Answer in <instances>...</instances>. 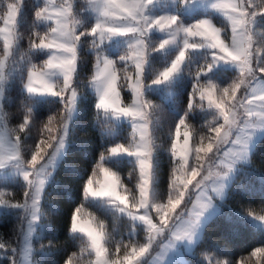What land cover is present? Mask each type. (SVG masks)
I'll return each mask as SVG.
<instances>
[{"label": "snow or ice", "instance_id": "6c2138e0", "mask_svg": "<svg viewBox=\"0 0 264 264\" xmlns=\"http://www.w3.org/2000/svg\"><path fill=\"white\" fill-rule=\"evenodd\" d=\"M86 3L81 12L74 0L37 3L30 25L34 39H29L28 66L20 74L26 111L18 129H8L3 114L8 83L5 68L9 60L15 63L21 5L20 0H0V181L22 178L25 185L23 202H13L0 190V216L18 217L22 238L14 246L11 237L5 240L0 235V250L11 264H39L34 242L40 244V255L51 253V242L47 248L41 243L49 227L43 223L46 212L41 201L46 186L55 182L53 173L75 144L71 137L80 105L89 98L78 90V66L83 48L90 45L95 64L84 87L95 97L101 135L115 141L124 122L132 131L127 144L116 142L100 153L90 176L74 167L72 171L83 180L84 202L113 206L114 213L128 217L130 231L128 242L115 240L102 220L82 216V203L71 210L69 218V234L80 244L79 256L73 253L65 264H77L85 254L90 258L88 264H202L196 257L208 227L220 214L221 203L233 193L236 175L252 167L257 145L264 142V31L258 30L264 25V0ZM170 5L173 11L160 12ZM197 9H203L204 15L185 23L183 15ZM209 12L228 21L230 39ZM154 33L162 35L157 39ZM155 53L164 58L162 69L151 68ZM197 53L202 55L198 58ZM33 56L46 58L38 65L32 62ZM228 73L234 78L223 86L219 79ZM185 76L191 80V91L187 109L176 114L174 136L169 132L170 146L165 151L171 170L162 197L154 138L158 106L146 96L162 91L174 96ZM124 89L132 94L130 104L124 103ZM42 105L61 107L43 124L41 138L26 159L24 142ZM197 108L211 115L199 131L189 122ZM17 132L24 133L23 138ZM125 163L131 165L128 178L135 174L133 188L126 186L119 172ZM52 210L57 211L55 205ZM234 215L264 232V214L239 211ZM137 228L144 234L143 242L134 240ZM161 237L166 243L157 245ZM154 245L161 250L150 261ZM201 255L204 264H234L231 259H214L207 250ZM251 256L264 257V247H257ZM238 264H249V260L241 259Z\"/></svg>", "mask_w": 264, "mask_h": 264}, {"label": "trees", "instance_id": "16d2710c", "mask_svg": "<svg viewBox=\"0 0 264 264\" xmlns=\"http://www.w3.org/2000/svg\"><path fill=\"white\" fill-rule=\"evenodd\" d=\"M4 3L7 0H3ZM84 0H77L76 10L81 12L80 8L84 6ZM37 3L34 0H23L20 12L18 33L21 38L18 42L15 53L16 65L18 66L14 78L7 85L5 90V99L3 102V114L9 129H18L23 121L25 114L24 100L25 94L21 91L20 74L26 73L29 57V39L31 36L34 12ZM1 23V21H0ZM43 29H41L42 31ZM260 31H264V25L259 26ZM83 41V37L81 38ZM90 40V38H89ZM90 45H85L81 52V63L78 67L79 72V92L88 95V100L80 105L81 113L76 121V126L72 132V140L75 141L73 150L66 156L63 163L59 164L57 170L53 173L55 182L46 186L44 198L41 201L42 209L46 212V223L49 227L43 232L41 243L48 247L51 242L52 250L48 255H40L38 249L39 243L34 242L36 254L35 260L39 264H65L67 259L76 253L79 256L80 244L74 241L69 234L70 213L75 207L85 204L82 216L90 218L95 215L102 220L115 240L123 239L128 242V233L130 230L129 220L110 212L106 206L97 207L87 204L82 196L83 180L78 179L73 173L74 167L81 175H91L95 163L99 160L100 153L106 147L114 145L116 142H126L128 140L130 128L123 124L118 129L119 135L115 141L101 135V129L97 126L96 109L94 107V95L84 87L91 77L95 56L90 52ZM3 53V46L0 41V56ZM156 57L154 62L157 66H162L165 61L163 58ZM32 62L40 65L45 59L44 56H33ZM234 78V74L228 73L220 77L219 82L223 86ZM191 91V80L185 76L183 80L174 89V96H167L165 92L158 94L149 93L146 99L151 100L157 109L154 114V120L157 121L154 127V138L157 148V158L159 161V193L162 197L166 196L168 189V178L171 170L168 153L165 151L170 146L169 132L174 136L175 124L178 122L177 113L182 114L187 109L188 93ZM125 100H129V94L124 89L122 91ZM60 105H42L39 108V114L35 121L30 124L31 132L28 140L24 142L25 158L30 159V151L35 143L41 138V129L43 124L53 113L58 112ZM211 115L196 109L194 118L189 122L199 131L201 124L210 120ZM22 138L24 133L17 132ZM43 133V137H47ZM51 152V149H48ZM131 171V165L122 164L119 168L120 175L127 187L133 188L135 174L130 180L128 174ZM264 174V142L258 143L255 155L253 156L252 167H245L234 179L233 193L230 197L221 203L220 214L208 227L204 240L198 249L196 259L204 264V257L201 255L205 250L213 258L231 259L234 264H238L241 259L249 260V264H264V257H252L251 253L257 247H264V232L253 228L249 223L234 215L239 211H248L264 214V182L261 181V175ZM0 189H4L7 198L13 202H22L24 200L25 185L21 180H8L0 182ZM55 205L57 211L52 210ZM231 216V220L228 217ZM115 217V218H114ZM20 219L16 216H0V235L7 240L12 238L13 245L19 246L21 237L19 236ZM134 240L143 242L144 236L139 228ZM227 250L225 253L224 250ZM89 257L85 254L80 257L77 264H88ZM93 259V257H91ZM0 264H11V261L3 255L0 250Z\"/></svg>", "mask_w": 264, "mask_h": 264}, {"label": "rangeland", "instance_id": "374dc122", "mask_svg": "<svg viewBox=\"0 0 264 264\" xmlns=\"http://www.w3.org/2000/svg\"><path fill=\"white\" fill-rule=\"evenodd\" d=\"M36 3H40V4H42L43 3V0H34ZM85 1V3H84V6L83 7H81L80 8V10L82 11L83 10V8L84 7H86L87 6V3H86V0H84ZM22 2H23V0H20V5H21V9H22ZM56 2L58 3L59 2V0H56ZM76 2H77V0H74V5L76 6ZM174 10V8L170 5L167 9H161L160 10V12L161 13H163L164 11H168V12H171V11H173ZM209 14L213 17V20H214V23H216L217 24V26L218 27H221L222 29H223V33H224V35H225V37L226 38H228V39H230V37H231V29H230V26H229V24H228V21L223 17V16H221L220 14H216V13H211V12H209ZM204 15V10L203 9H197L196 11H194V12H191V13H185L184 15H183V20L185 21V23H189V22H194L195 21V19H197V18H201L202 16ZM19 17H20V14L18 15V21H19ZM0 26H3V24H2V21H1V23H0ZM160 35H162V34H159V33H154V37H156L157 39L159 38V36ZM91 39V38H90ZM1 41V43H2V46H3V41L2 40H0ZM18 46V45H17ZM16 50H17V48L15 49V53H16ZM3 54V53H2ZM2 54H1V56H2ZM156 55H158L157 57H160V58H163L162 56H161V54L160 53H155ZM197 56H198V58L202 55V54H200V53H197L196 54ZM153 56H155V55H153ZM46 58V57H45ZM156 57H152V64H151V68H152V70H159V69H162V67L164 66V64L162 65V66H157L156 64H155V62H154V59H155ZM173 57L172 56H169L168 57V59L170 60V59H172ZM164 59V58H163ZM14 60H15V63H13L12 62V60H9V62L7 63V66H6V68H5V73H6V75H7V77H8V83L6 84V87H7V85L10 83V81L14 78V75L17 73V71H16V69H17V65H16V59H15V56H14ZM94 64H95V58H94V63H93V69H92V74H93V71H94ZM79 67V66H78ZM92 74H91V76H92ZM127 92H128V94H129V100H125L124 99V96H123V94H122V97H123V99H124V103H126V104H130L131 102H132V94H131V92H129L127 89H125ZM90 91V90H89ZM243 92V89L241 90V93ZM166 93V92H165ZM241 93H238V96L239 95H241ZM166 95H167V93H166ZM168 96V95H167ZM4 102V101H3ZM206 106V105H205ZM5 124H6V121H5ZM123 124H125V125H127L129 128H130V130L128 131L129 132V135H128V140L130 139V134H131V131H132V129H131V126H130V124L128 123V122H124ZM123 124H121V125H123ZM6 126H7V124H6ZM7 128H8V126H7ZM9 129V128H8ZM182 131H183V129H182ZM13 139H14V137H13ZM181 139H183V137H181ZM128 140L126 141V142H121V143H125V144H127V142H128ZM112 146V145H111ZM240 173V172H239ZM238 173V174H239ZM237 174V175H238ZM236 175V176H237ZM236 178V177H235ZM15 179H18V180H21L22 182H23V180H22V178H12V179H10V180H15ZM97 179H103V177L102 176H97ZM1 182V181H0ZM2 182H4V181H2ZM24 183V182H23ZM1 187V186H0ZM0 190H2V191H4V189H0ZM193 195H194V193H193ZM23 202V201H22ZM106 206V208L110 211V212H113L112 211V207L113 206H111V205H105ZM220 208H221V205H220ZM114 213V212H113ZM114 214H116V215H118V216H120V217H124V218H126V219H128V217L127 216H121L119 213H114ZM153 216H155V213H153ZM85 218V217H84ZM85 219H87V218H85ZM129 223H130V221H129ZM250 224V223H249ZM251 225V224H250ZM252 226V225H251ZM255 229H257V228H255ZM138 230H139V228H137L136 229V235L135 236H137V232H138ZM130 231V230H129ZM143 236H144V234H143ZM22 243V238H21V240H20V244ZM162 243H166V241L164 240V238L163 237H161L160 238V240H158L157 241V245H160V244H162ZM160 247H158V246H156V245H154V247H153V250H152V254H151V256L149 257V260L150 261H155V258H156V255H157V253H159L160 252ZM93 260H94V256H93Z\"/></svg>", "mask_w": 264, "mask_h": 264}]
</instances>
